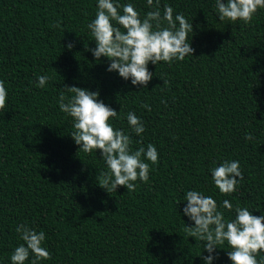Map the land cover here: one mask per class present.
Segmentation results:
<instances>
[{
	"label": "trees",
	"instance_id": "trees-1",
	"mask_svg": "<svg viewBox=\"0 0 264 264\" xmlns=\"http://www.w3.org/2000/svg\"><path fill=\"white\" fill-rule=\"evenodd\" d=\"M118 2L132 3L141 18L151 10L146 0ZM165 3L193 24L195 52L149 63L153 78L143 88L86 50L85 43L96 47L87 24L98 0H0V80L8 93L0 110V264H11L24 243L20 224L46 234L42 246L52 259L39 264H205V242L184 231L194 224L183 213L188 190L215 199L226 220L237 205L264 215V9L245 24L220 21L215 0H161L162 13ZM41 75L51 77L44 88L36 86ZM64 85L99 91L133 151L156 146L147 183L136 181L132 192L98 186L105 162L99 150L78 152L73 120L57 103ZM128 112L145 126L142 143ZM223 160L239 161L244 176L231 195L212 181L210 169ZM221 247L213 264H232L227 242Z\"/></svg>",
	"mask_w": 264,
	"mask_h": 264
},
{
	"label": "clouds",
	"instance_id": "clouds-1",
	"mask_svg": "<svg viewBox=\"0 0 264 264\" xmlns=\"http://www.w3.org/2000/svg\"><path fill=\"white\" fill-rule=\"evenodd\" d=\"M146 3L151 10L141 18L132 3L98 0L95 18L87 24L96 47L90 48L85 43L86 50L92 52L96 61L102 57L108 59L107 71L118 72L125 81L130 79L133 85H142L143 88H148L153 78L149 63L158 65L161 62L183 61L195 52L189 42L193 24L182 13L174 16V9L169 4L163 5L162 13L161 0H146ZM213 7L220 21L235 23L240 20L250 24L257 11L264 9V0H227L226 3L215 0ZM66 46L72 49L74 44L69 42ZM160 78L165 85L169 84L168 79ZM50 79L41 75L36 86L44 88ZM7 96L5 82L0 80V110L6 107ZM99 97V91L64 85L57 103L60 110L73 120L70 135L79 146L78 152L99 150L101 153L106 170L96 177L98 186L108 193L117 191L121 186L126 187L128 192L135 191L136 181L147 183L149 180L150 164L146 161L157 164L159 153L152 143L133 151L131 136L110 122L120 118L118 112ZM143 107L151 111L150 105L144 104ZM127 121L132 131L141 136L142 143L145 126L141 118L135 112H128ZM245 139L252 140L253 137L246 133ZM210 172L214 185L224 195H231L239 181L244 179L239 161L235 160H223ZM184 200L187 204L183 213L194 221L184 231L197 242H205V250L209 253L202 256L205 264H213L218 257L216 250L224 249L221 246L225 242L230 249L227 256L232 264H264V258H256L264 251V215H254L247 207L237 205L234 219L226 220L223 211L218 210L216 200L197 190H188ZM222 207L233 210L229 200H224ZM16 232L24 243L15 247L10 257L11 264H25L30 254L33 257L31 264L52 259L51 253L42 246L46 239L44 231L37 232L20 224Z\"/></svg>",
	"mask_w": 264,
	"mask_h": 264
}]
</instances>
